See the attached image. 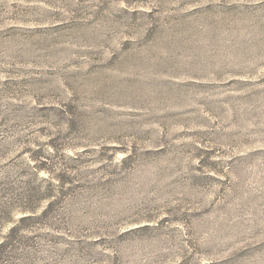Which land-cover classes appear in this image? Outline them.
<instances>
[{
  "label": "rangeland",
  "instance_id": "374dc122",
  "mask_svg": "<svg viewBox=\"0 0 264 264\" xmlns=\"http://www.w3.org/2000/svg\"><path fill=\"white\" fill-rule=\"evenodd\" d=\"M15 225L0 264H264V0H0Z\"/></svg>",
  "mask_w": 264,
  "mask_h": 264
},
{
  "label": "trees",
  "instance_id": "16d2710c",
  "mask_svg": "<svg viewBox=\"0 0 264 264\" xmlns=\"http://www.w3.org/2000/svg\"><path fill=\"white\" fill-rule=\"evenodd\" d=\"M28 219H31L30 216H23L20 220H19V223L20 221L23 222V221H26ZM20 230V226L19 225H15L12 229H11V232L9 233V235L5 236L4 239H2L0 241V254H4L5 250H7L10 246L12 247V245L14 244V240L13 242H11V237L13 235H16L18 233V231Z\"/></svg>",
  "mask_w": 264,
  "mask_h": 264
}]
</instances>
